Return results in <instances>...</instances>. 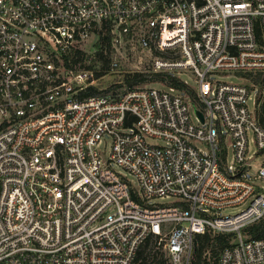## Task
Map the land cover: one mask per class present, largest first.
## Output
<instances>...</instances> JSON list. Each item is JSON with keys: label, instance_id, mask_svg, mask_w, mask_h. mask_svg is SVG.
<instances>
[{"label": "built area", "instance_id": "2783aa9c", "mask_svg": "<svg viewBox=\"0 0 264 264\" xmlns=\"http://www.w3.org/2000/svg\"><path fill=\"white\" fill-rule=\"evenodd\" d=\"M102 32L110 52L154 54L153 76L189 73L195 95L164 75L169 91L111 94L81 48ZM260 155L264 0H0V264H135L147 241L164 264H191L206 232L236 234L217 264H264V238L243 234L264 219Z\"/></svg>", "mask_w": 264, "mask_h": 264}, {"label": "rangeland", "instance_id": "374dc122", "mask_svg": "<svg viewBox=\"0 0 264 264\" xmlns=\"http://www.w3.org/2000/svg\"><path fill=\"white\" fill-rule=\"evenodd\" d=\"M96 37L93 35L89 40L86 42L82 43L81 48L88 53L89 55H94L95 54V61L92 63L94 65V69L97 72H100L101 74L104 75V77L100 80L101 87L105 85L106 87H114L110 93L113 95H118L125 91L126 89L133 87V86H144L146 85V88L148 89H156V90H166L169 91V88L159 81H152L153 80V74L155 73L152 68V63L153 59L155 57L154 54H147V55H142L138 56L135 53H132L130 49L127 47L122 50V54H118L116 49L113 48V50L110 52L108 50H105L106 55L108 54V60L109 63L108 68H104V63H102L100 60H98L97 56V49L94 47V43L96 42ZM117 58L119 66L116 69H112L110 64L113 62V60ZM136 73H141L143 76V80L140 81L138 84L137 83H131L128 84L126 83V78L128 77L127 75H130L131 77L135 75ZM174 74L179 77L182 81L187 82L188 84L195 86L193 83V79L190 76L189 73H185L183 71H178L174 72ZM213 80L215 82H226L230 84H242L244 83L242 79H240L238 76L234 74H225V73H218L213 75ZM179 91H173L174 94H177ZM256 91H253L251 93L250 99H249V107L250 109H253L255 107L254 100L256 99ZM192 119L195 123H197L195 116L192 112ZM248 139H249V148H250V154H255L257 151L256 144L254 141V135L252 131L248 132ZM147 142L151 145H160L164 146L165 143L162 141L155 140L154 138H147ZM197 146L206 151V148L197 143ZM111 149V139L110 137L106 136L101 145H100V150L103 151L107 156L109 155ZM233 162V155L232 152L229 151V156H228V163L232 164ZM264 162V155L259 156V160L257 161L258 164ZM114 169L117 173L122 175L124 178H126L131 185L137 186V180L132 176L130 173L124 171L122 168L118 166H114ZM258 185L261 187H264V182H258ZM176 202V199L173 197H166V198H157L153 201L150 202V204H156V205H171ZM248 203L239 207H233V208H227L223 211H221V216H234L243 210H245L248 207ZM197 246L196 243H194L193 247V258H192V263L195 264V261L197 260L196 254H195V247ZM214 251V252H213ZM220 249L219 248H214L213 250L207 251L206 254L203 255V258H206L208 262L211 264H217L216 261V254L214 253H219ZM155 255L154 253V245L151 244L148 249V257L151 258L152 255Z\"/></svg>", "mask_w": 264, "mask_h": 264}, {"label": "trees", "instance_id": "16d2710c", "mask_svg": "<svg viewBox=\"0 0 264 264\" xmlns=\"http://www.w3.org/2000/svg\"><path fill=\"white\" fill-rule=\"evenodd\" d=\"M95 47L97 49V56L98 60H100L102 63H104V68H108V55L104 53V50H110L111 48V36L109 32L105 33H99L97 42L95 44ZM79 56L78 59L75 61L76 64H81L80 66H83V59L86 57V54L83 52L79 51L78 52ZM83 55V58H82ZM166 76L168 82L170 83V86L172 88H175L179 91H185L191 93L193 96L195 95L192 89L186 85L182 80H180L179 77H177L173 73H167V74H155L153 76L152 81H160L163 80L162 76ZM128 77L126 78V83L131 84V83H139L140 81L143 80V76L141 73H136L132 77L130 75H127ZM258 82V81H256ZM136 87V86H133ZM130 87V88H133ZM114 87H110L109 90H112ZM96 92V91H94ZM243 234L246 235L248 238L251 239H262L264 238V219L261 220L260 222L250 224L246 226L243 229ZM236 237L235 233H220L213 235L210 232H206L204 235H199L196 238L195 243L197 246L195 247V254L197 257V260L195 261V264H211L210 262L207 261L206 258H203V255L207 253L209 250H213L214 248H219L220 251L225 248L226 246L230 245L234 238ZM150 246V241H147L146 244L140 249L137 259L135 264H164L163 260L159 256L152 255L151 258L148 256V249ZM219 251V253H220ZM214 252V251H213ZM219 253H214L216 254V261L218 260Z\"/></svg>", "mask_w": 264, "mask_h": 264}, {"label": "water", "instance_id": "95a60500", "mask_svg": "<svg viewBox=\"0 0 264 264\" xmlns=\"http://www.w3.org/2000/svg\"><path fill=\"white\" fill-rule=\"evenodd\" d=\"M201 118H203L202 117V113H200L197 109H196V111H195Z\"/></svg>", "mask_w": 264, "mask_h": 264}]
</instances>
